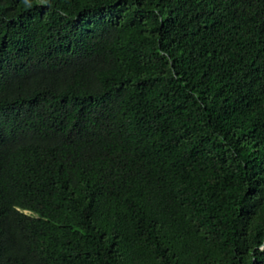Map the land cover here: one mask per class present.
Masks as SVG:
<instances>
[{
  "label": "trees",
  "instance_id": "trees-1",
  "mask_svg": "<svg viewBox=\"0 0 264 264\" xmlns=\"http://www.w3.org/2000/svg\"><path fill=\"white\" fill-rule=\"evenodd\" d=\"M0 264H264V0H0Z\"/></svg>",
  "mask_w": 264,
  "mask_h": 264
}]
</instances>
